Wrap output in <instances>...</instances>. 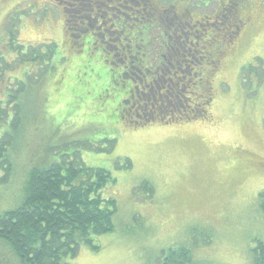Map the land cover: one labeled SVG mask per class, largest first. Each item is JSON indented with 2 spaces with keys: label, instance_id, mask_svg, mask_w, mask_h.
Returning a JSON list of instances; mask_svg holds the SVG:
<instances>
[{
  "label": "rangeland",
  "instance_id": "374dc122",
  "mask_svg": "<svg viewBox=\"0 0 264 264\" xmlns=\"http://www.w3.org/2000/svg\"><path fill=\"white\" fill-rule=\"evenodd\" d=\"M103 1L0 0V51L11 63L0 83V96L3 86L14 91L21 88L25 115L24 137L10 144L5 156L8 170L0 168V176L8 173L0 186V210L19 204L26 173L35 162L74 155L85 166L111 173L114 181L102 189V195L116 202L114 230L97 237L96 251L80 246L71 259L74 264H158L161 251L177 244L188 246L199 264H264V214L258 207V194L264 190V0H238L243 25L237 36L223 41L224 53L216 71L206 76V59L195 69L201 71L197 93L208 80L212 87L206 115L186 120L192 102L199 97L187 87L180 95L183 106L175 108L170 121L142 126L123 122L111 97L118 86V72L107 83L86 82V72L97 67L95 58L109 57L107 53L93 47L84 55H91L90 62L72 70L79 81L69 77L65 50L72 52L77 47L66 41L64 15L76 13L64 7L72 3L69 9L93 15L94 8H105ZM150 1L146 3L155 13L168 9L161 23L177 33L175 41L187 39L179 44L182 47L169 50L172 59L165 63L158 60L156 49L161 30L149 32L155 40L149 49L150 60L158 63L157 81L163 84L167 78L175 79L171 76L175 62L192 53L188 43L201 33L182 28L184 22L190 20L193 26L192 19L212 21L215 12L228 7L225 0ZM172 9L176 14L169 12ZM11 21L17 29L13 40L7 33ZM121 25L125 38L137 24L125 21ZM229 25L228 33L233 22ZM203 28L209 34L215 31L211 24ZM216 31L227 34L219 26ZM16 39L23 48L55 42L53 69L40 78L35 76L38 65L18 63L6 47L15 45ZM13 103L8 107L10 117L15 113ZM110 139L115 141L107 146ZM127 159L130 166L125 168ZM141 181L152 186L148 195L136 188ZM2 250L0 246V264H15L14 260L19 264Z\"/></svg>",
  "mask_w": 264,
  "mask_h": 264
},
{
  "label": "trees",
  "instance_id": "16d2710c",
  "mask_svg": "<svg viewBox=\"0 0 264 264\" xmlns=\"http://www.w3.org/2000/svg\"><path fill=\"white\" fill-rule=\"evenodd\" d=\"M146 1L152 2L150 0H140V2L105 0L101 2L105 7L104 9H99V6L98 10L94 8L95 13L90 17L96 18L98 21L105 20L109 25L115 23L114 28L120 29L122 20L123 22H135L137 25L133 34H125V40L122 34L119 33L117 41L111 44L108 40V43L103 44L105 45L104 50L101 47L99 48L101 52L105 51L104 53H107L109 57H104L101 54L95 58L94 62L97 67L92 66L89 72H86L88 74L85 77L87 79L86 82L107 83L108 80H111L110 71L113 63H117V61L125 59L127 56L131 57V55L134 60L137 57L140 58L145 70L154 71L156 65L152 64L149 53V49L155 43L154 38L149 36V32L154 28L161 30L160 40L156 44V49L159 53L158 60L161 62L167 63V61H170L172 56H170L169 50L174 46L182 47L179 44H184L187 41V39H182L176 42L177 33L174 35L162 25L161 22L165 19L164 13L168 9L159 11L155 9L157 11L155 13L154 10L150 9V4L146 3ZM71 4H68V7H63L68 11L73 10L75 12L76 9H69ZM79 4L76 2L77 8H79ZM139 4H141L142 8L138 7ZM169 12L175 13L173 9ZM218 12H215L213 17H216ZM71 13L70 11L64 16L68 20H65L64 30L66 41H77L75 36L80 34L86 37L88 41L90 38L93 40L95 38L96 43H100V40H102L100 33L102 31L95 27L90 28L88 22L91 23V20L89 18L79 19L77 14L72 15ZM101 16L104 17L102 18ZM232 22L233 28L226 34L225 39H219L218 37L223 36L216 31L218 26L223 28L225 25H221V23L216 25L217 27L212 25L214 27L212 29L215 30L211 32L212 34L202 31L196 35L194 40L188 43V45L193 47L191 53L193 55L189 54L184 59L183 57L180 58L182 61H179L180 63L177 61L178 64L175 62L176 69L172 70V72H176L175 74L178 78L184 75H192L195 70L191 71V68L200 67L206 59L205 65L208 67V76L212 75L219 65L220 56L224 53L223 41L227 43L235 36L233 31L237 29L239 22L237 20V24L235 18ZM9 25L11 26L7 31L8 38L10 37V40H13V38H16V25L12 21L8 23L7 28ZM229 26L228 24L227 27ZM104 39H107V34L104 35ZM213 42L215 44H212ZM198 45L199 47L197 48ZM208 45L210 52L206 51ZM6 47L14 53L18 63L28 62L38 65L35 76H40V78H42L44 73L52 70L53 63L57 62H51L57 51V44L53 41L23 48L22 45L17 43L16 39L15 45L7 46L6 44ZM93 47L95 46H90V49L78 53L80 57L76 60H80V64L73 69H82L86 66L84 65L85 63L88 64L90 62L89 57L91 55L88 57L84 55L89 53ZM123 48L124 52L122 53ZM196 51L201 56L194 55ZM65 54L71 58L67 54V50H65ZM64 59L62 57L61 60ZM102 64L106 65L108 69H102ZM9 66H11V63L6 60L3 52L0 51V83ZM76 75L75 72L72 74V71L69 73L71 80L74 78V80L77 79L79 81ZM183 81L182 79L178 82L175 79L174 83L170 85L176 90L178 87L177 83L180 85ZM185 82H187L186 79ZM209 82H205L202 85L201 95L197 98L198 100L192 102V114L187 115L186 120L206 115L205 112L213 93ZM16 83L21 84L19 81H16ZM21 92L22 89L19 87L15 91L9 90L5 86L1 88L0 168L5 171L8 170L5 168L7 165L5 156L11 142H20L24 137L22 131L25 115L21 110ZM163 101L165 102L149 103L147 107L151 108V104L155 107L149 109V111H154L164 106L180 108L183 104L178 99L170 101L172 105L165 99ZM12 103L14 104L15 113L10 117L8 115V107ZM37 107L40 109L39 106ZM166 120L168 121L169 119L157 117L149 121L145 119L144 123H150L151 121L166 122ZM142 125L144 124L140 123V126ZM108 141L109 144L107 146H110L115 139ZM48 149L51 151V147ZM40 161L39 163L35 162V165L31 166L26 173L22 199L19 204L12 209L0 210V246L6 256L8 257L9 255L10 261H13L15 257L19 264H74L71 259L75 257L80 246L85 245L96 251L99 248L96 244L97 237L114 230L113 216L116 211V202L112 197H104L102 195V189L114 179L108 170L85 166L74 155L72 159L62 157L52 162L50 159L44 158L40 159ZM128 166H130V161L127 159L123 167L126 168ZM7 175L8 173L6 172L0 176V186L6 182ZM136 188L144 190L147 195L153 189L146 181H141ZM258 207L264 214V190L258 194ZM13 262L16 264L15 260ZM158 264H199V262L194 259L188 246L177 244L170 245L161 251Z\"/></svg>",
  "mask_w": 264,
  "mask_h": 264
},
{
  "label": "flooded vegetation",
  "instance_id": "af4514ba",
  "mask_svg": "<svg viewBox=\"0 0 264 264\" xmlns=\"http://www.w3.org/2000/svg\"><path fill=\"white\" fill-rule=\"evenodd\" d=\"M129 1H139L140 2V0H129ZM225 1L226 3L224 4V6L227 5L228 8L227 9L224 8L223 10H221V12L216 17L212 18L213 19L212 21H209L208 18L205 19L204 17L198 18V19H192L193 24H194L193 26H190L188 24L190 22V20H188L184 22L182 28L186 27L188 30L190 29L192 30V28H194L193 30L198 33V32L204 31L203 24H207V25L211 24V25L216 26L221 23V25L225 24L223 26V29L225 30L226 33H228L230 26L227 27V25L231 24V22L235 18L236 23L238 24L239 22V25L237 26V29L234 30L235 32L233 31V33H235V36H237V34L240 32L242 25H243L242 18H240L238 14V0H225ZM232 4L234 5L230 6ZM83 12L84 14L81 15L79 14V10L75 11L79 19H83L87 17V19L89 18L91 20V23L88 22V25H90V28L95 27L99 29L100 31H102L100 33V38H102V40H100V43L97 44L95 38L94 40L90 38V40L88 41V39H86V37H84L83 35L77 34L75 36L77 41L74 40V42H72L73 44L76 45L77 49L72 52L67 51V54L71 56V58L67 57L69 60L70 66H71L70 71H72L74 67L80 64V60H76L80 56L77 55L76 53H82L81 52L82 50L90 49V46H95L97 48L101 47L104 50L105 45L103 44L108 43V40L111 44L114 43L118 39L117 35L119 33L120 34L122 33L121 31L122 27L120 29L114 28L115 23H112L111 25H109L107 24L105 20L98 21L96 18H93V17L91 18L90 17L91 12L89 11L87 12L83 11ZM65 20L67 19L64 17V23H65ZM122 23H123V20H122ZM196 26L198 27L197 29L195 28ZM105 34H107L106 40L104 39ZM222 36L225 37L226 34L222 33ZM123 39L125 40L124 37ZM123 52H124V48L122 49V53ZM139 61H140V64H139ZM155 65L156 67L154 71L153 70L152 72L147 71L145 70V67L142 61L140 60V58L137 57L134 60V57L131 55V57L127 56V58L117 61V63H113V67L111 68V71H110L111 78L114 76L116 72H118V77H119V81H117L118 86L115 88V92L111 93V97L116 102L115 103L116 108L119 110V114L121 118L123 119L122 121L127 124L130 123L131 126H134V125L140 126V123L145 124L144 123L145 119L149 121V120H154L157 117H162L165 119L168 118L170 120V116H172L173 111H175V107H171V106H164L163 108H157V110L149 111V109L155 108L152 104H151V108L147 107L149 103H153V104L154 103H164L165 101H163V99L167 100V102L170 103V105H172L170 102L172 100L178 99L179 102H181L182 100H180V95L183 94L181 92L187 87L188 89L191 88V92H190L191 94L201 95L200 94L201 91L197 93L196 88H195L201 79V71H197L193 69L195 70V73H193L192 75H189V76L184 75L179 78L176 76L175 74L176 72L173 74L171 73V76H174L178 82L179 80H182V79L184 80L180 85L179 83H177L178 87L175 90L173 86L170 85V84H173L175 80V79H172V77L164 80L163 84L157 81V78L159 77V73H160L159 71L160 68L158 66V63H156ZM134 71H136V73ZM206 76L208 75L206 74ZM185 79L187 82H185ZM109 81L110 80H108V82ZM175 91L177 92L175 93ZM185 97L191 98L190 96H185ZM109 111L111 112V109Z\"/></svg>",
  "mask_w": 264,
  "mask_h": 264
},
{
  "label": "bare ground",
  "instance_id": "6f19581e",
  "mask_svg": "<svg viewBox=\"0 0 264 264\" xmlns=\"http://www.w3.org/2000/svg\"><path fill=\"white\" fill-rule=\"evenodd\" d=\"M17 89V88H16ZM207 264V263H206Z\"/></svg>",
  "mask_w": 264,
  "mask_h": 264
}]
</instances>
